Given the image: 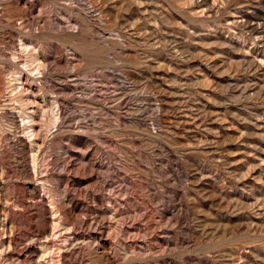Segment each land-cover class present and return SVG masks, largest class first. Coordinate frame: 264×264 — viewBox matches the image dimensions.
<instances>
[{
	"label": "rangeland",
	"instance_id": "1",
	"mask_svg": "<svg viewBox=\"0 0 264 264\" xmlns=\"http://www.w3.org/2000/svg\"><path fill=\"white\" fill-rule=\"evenodd\" d=\"M0 264H264V0H0Z\"/></svg>",
	"mask_w": 264,
	"mask_h": 264
}]
</instances>
